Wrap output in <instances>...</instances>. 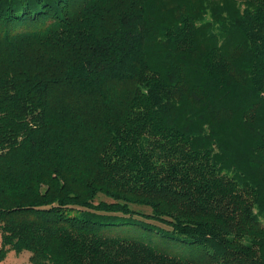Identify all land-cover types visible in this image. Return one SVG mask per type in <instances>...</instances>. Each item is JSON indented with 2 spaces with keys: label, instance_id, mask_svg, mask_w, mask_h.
I'll use <instances>...</instances> for the list:
<instances>
[{
  "label": "trees",
  "instance_id": "trees-1",
  "mask_svg": "<svg viewBox=\"0 0 264 264\" xmlns=\"http://www.w3.org/2000/svg\"><path fill=\"white\" fill-rule=\"evenodd\" d=\"M263 220L264 0H0V260L264 264Z\"/></svg>",
  "mask_w": 264,
  "mask_h": 264
},
{
  "label": "rangeland",
  "instance_id": "rangeland-1",
  "mask_svg": "<svg viewBox=\"0 0 264 264\" xmlns=\"http://www.w3.org/2000/svg\"><path fill=\"white\" fill-rule=\"evenodd\" d=\"M144 210L148 211V209H144ZM148 239H150L151 242H153L152 243L153 245L161 248L162 250H164L169 254H174L186 258L194 257L195 255V248L190 244L178 242L174 239L159 237L158 235H154L152 238L148 237ZM29 256L30 254L28 251H22L20 253L9 251L6 254L5 258L3 260H0V264H30Z\"/></svg>",
  "mask_w": 264,
  "mask_h": 264
}]
</instances>
